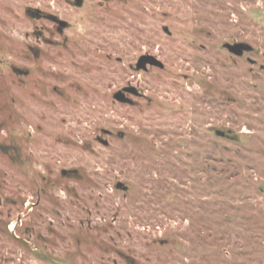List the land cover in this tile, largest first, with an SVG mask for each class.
I'll return each mask as SVG.
<instances>
[{
  "label": "rangeland",
  "instance_id": "1",
  "mask_svg": "<svg viewBox=\"0 0 264 264\" xmlns=\"http://www.w3.org/2000/svg\"><path fill=\"white\" fill-rule=\"evenodd\" d=\"M74 3L0 0V264H264V0Z\"/></svg>",
  "mask_w": 264,
  "mask_h": 264
},
{
  "label": "flooded vegetation",
  "instance_id": "2",
  "mask_svg": "<svg viewBox=\"0 0 264 264\" xmlns=\"http://www.w3.org/2000/svg\"><path fill=\"white\" fill-rule=\"evenodd\" d=\"M26 14L32 18H37L38 20L44 19V20H48V21L52 22L55 30L59 34H62L64 32V30L69 28V25H70L67 21L61 19L59 16H57L55 14L42 12L40 10L27 9ZM61 21H65L66 24L64 25V27H63V25H62L63 23ZM34 34H36L37 38L40 39L41 38L40 35H42V32L41 31H35ZM29 51L33 54L34 57H38L40 55L41 50L38 47L29 46ZM8 69H10L11 73L15 74L18 77L28 76V74H29V70L23 69L21 67H17L14 64L9 65ZM129 95H131V94L127 93L128 97H129ZM1 149L11 158H13V157L19 158V156H20L21 147L17 142L15 143V142L11 141L8 144L2 145ZM64 173H66V171H63V174ZM33 205H35V204H33ZM32 208H33L32 205H29L28 203L26 204L27 210H30Z\"/></svg>",
  "mask_w": 264,
  "mask_h": 264
},
{
  "label": "water",
  "instance_id": "3",
  "mask_svg": "<svg viewBox=\"0 0 264 264\" xmlns=\"http://www.w3.org/2000/svg\"><path fill=\"white\" fill-rule=\"evenodd\" d=\"M75 6L77 7H81L83 4V0H75ZM64 25L66 24L65 21H61ZM226 47L234 54L236 55H242L244 53V51L246 50H250L251 46L248 44H244V43H236V44H227ZM148 65H152V66H157L160 68L164 67V64L155 56L153 55H143L139 58V61L136 64V69L137 70H147V66ZM127 93H130L132 95H136L138 96L140 93L138 91V89L134 86H127L125 88H123L122 90H119L118 92H116L114 94V97L116 100L123 102V103H129V104H133V100L127 96ZM218 134L220 135H224V133L222 132H218ZM103 144L108 145V141L107 140H101ZM118 188H122L124 190H127V187L123 185V183L119 182L117 185Z\"/></svg>",
  "mask_w": 264,
  "mask_h": 264
}]
</instances>
